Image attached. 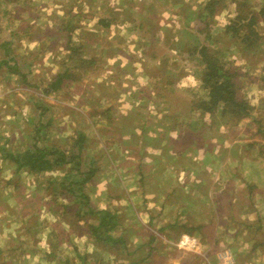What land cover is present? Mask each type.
<instances>
[{"label":"rangeland","instance_id":"obj_1","mask_svg":"<svg viewBox=\"0 0 264 264\" xmlns=\"http://www.w3.org/2000/svg\"><path fill=\"white\" fill-rule=\"evenodd\" d=\"M233 2L0 0V264H264V230L246 229L243 240L240 228L232 231L236 210L264 214V185L257 192L248 172L258 165L264 175V41L252 52L239 37L246 28L226 29ZM256 30L264 36V19ZM199 47L235 75L249 116L234 121L201 111L207 91ZM70 54L81 60L73 64ZM72 67L77 72L62 88L46 90ZM170 132L175 139L167 140ZM80 135L85 165L72 174L74 160L36 175L16 166L27 152L66 151ZM200 160L210 180L199 186L222 192L211 201L216 216L204 207L205 231L193 222L190 202L174 200L168 185L158 194L136 180L154 175L159 163L161 171L186 172ZM89 162L97 171L81 185ZM215 178L218 184L209 182ZM229 182L244 186L234 193ZM79 209L114 214L110 235L124 244L98 246L87 229L96 217L80 220ZM181 225L197 228L189 236ZM184 236L197 247L178 249Z\"/></svg>","mask_w":264,"mask_h":264},{"label":"trees","instance_id":"obj_2","mask_svg":"<svg viewBox=\"0 0 264 264\" xmlns=\"http://www.w3.org/2000/svg\"><path fill=\"white\" fill-rule=\"evenodd\" d=\"M233 4L237 6L236 15L234 18L229 20L226 29L235 32L233 34H237L236 31L240 28H246V31H244L241 36L239 35V37H241L240 39L244 45L249 47L248 50L254 52L258 47V44L260 46L264 41V36H258L256 30V26L263 22L264 6H262L259 10H254L253 8L251 9V7H247V4L244 1L238 2L237 0H234ZM101 22L104 23V25L108 24L106 20ZM196 53L198 54L197 59H199V62L204 66V70L200 78V81L202 82V89L207 91L206 100L199 104L201 111L203 113H213L219 110L222 118L226 117V119L234 121H239L242 118L249 116L251 107L248 106L245 100L237 97L235 90L236 84L234 81L235 75L229 70L224 71L223 67L217 61L216 56L214 55V59L209 56L208 49L206 47H199V49L196 50ZM68 56L69 57H66V60H74L73 64L81 60L80 58H76L74 54L73 56L71 54ZM75 69L76 67H72L59 72L46 90L51 91L62 88L65 84L64 81L75 76V73L77 72ZM262 81L264 82V76ZM82 138H84L83 135H80L77 140L72 142V144L69 143V147L65 149L66 151L46 152L38 150L35 153L27 152L21 157V162L19 164L16 163V166L18 169H26L28 172L36 175L42 170L45 172L46 170L50 171L54 167L59 168L60 165L61 168H63V165L72 163V160H74L75 166L69 168L67 171V173L69 172L72 174L79 168V166L85 165L80 157L83 153ZM94 165L95 164L90 162L87 164V172L84 173V176L86 177L80 182L81 185L91 179V175L96 173L97 166L94 167ZM66 191L68 193V197H71V192L68 189ZM67 208L68 207H65V210ZM67 213V211H64L62 213L63 217L67 216ZM87 215L90 217H96L97 222H94V225H87V229L90 231V238L97 241L96 244L98 246L101 248H110L123 243L122 240L118 238L113 239L110 235V232H113L118 227L114 214H111L108 211L94 212L92 209H87V212H82L79 209L75 212V216L79 217L80 220L87 217ZM181 228L190 236V232L197 227H194L193 225H181ZM71 246L72 248L74 247V245ZM73 250L75 251V249ZM121 251H124V249L122 248ZM49 256H51V254H49ZM88 259L89 257H84L85 261ZM97 263L99 262H95V264Z\"/></svg>","mask_w":264,"mask_h":264},{"label":"crops","instance_id":"obj_3","mask_svg":"<svg viewBox=\"0 0 264 264\" xmlns=\"http://www.w3.org/2000/svg\"><path fill=\"white\" fill-rule=\"evenodd\" d=\"M176 135H177V133L170 132L169 135H167V140L168 139H170V140L175 139ZM172 143H173V145L176 144L173 141H172ZM156 153H159V152L157 151ZM159 164L160 165L158 167H156V169H155V174L152 176L151 175H140L138 178H137V176H130L127 178L129 180H131V179L135 180L134 178H137L136 179L137 181L141 180V182H139L140 184L137 183L138 186L144 185L147 183H152L154 185V189L156 191H159L158 194L163 193L165 186L168 185L170 187V190H171L170 194H172L175 197L174 200H184V201L187 200L190 202V204L193 206V210H192L193 211V214H192L193 222H195L197 224V226L201 229L200 231H205L206 226H204V224L207 223L208 218H207V214H205V212H204V207L206 209H211L212 213H213L212 216H216L217 211L215 210V207H213L211 205V201L222 200V199H220L222 197L219 196V192H221V191L217 186L213 185L211 188H208V187L205 188V187L199 186L201 184V181H200V180H202L201 178H204L206 180H210L203 175L204 173H208L209 165H207L205 162H203V160H200L198 163L197 162L194 163L193 166H191L189 168H197L198 167L199 169L201 168L203 172L201 173V175H197V174L193 175L192 172H189V168H187L186 172H183V171H185V168H186L185 166L184 167L179 166V170L177 169L176 166H169V168H171L173 170V172L171 174H169L168 173L169 168L166 169V166H165V171H161V168H162L161 163H159ZM248 172H249V178H251V180L253 179L254 181H256V179H257L259 181V184L255 186L258 189L257 192L262 190V187L264 185V175L261 172L260 167L258 165H255V170H252L251 168H249ZM180 173H183V176L179 175ZM97 175L98 174H95V176H93V179L96 178ZM209 182H211L212 184L213 183L218 184V179L215 178L214 180H211ZM131 184H133V183H131ZM229 184L234 186V188L230 187V188L234 189V193L237 192L239 188L244 186V184H241L238 186L237 183H235V182H229ZM145 187L146 186L144 185L143 189H145ZM210 189H211V191H210ZM243 192L248 193V190H244ZM257 192H256V194H257ZM213 193H214V196H212ZM244 193H243V195H244ZM168 195H169V193H168ZM236 197H239V196H232V197H229V199L236 198ZM198 201L202 202L201 203L202 204L201 209H198L196 206ZM262 212H263V210H260V209L255 210L251 206H249L247 210H244V212L242 214H240V212L238 210H236L233 214H234V218L236 217L235 220H237V224L233 227L232 231L233 232L235 231L236 226L238 228H240V233H241L240 236H242V240H243V236L246 233V229L264 230V229H261V228H263L262 223L264 221V217H263L264 214ZM208 215H210V214L208 213ZM177 217H178V213H177ZM235 220H234V222H235ZM194 227H196V226H194ZM207 229H208V227H207ZM254 241H255L254 239H250L249 242L254 243ZM255 256H257V252L255 253ZM167 262L165 264H175L174 260H169V262L168 263Z\"/></svg>","mask_w":264,"mask_h":264},{"label":"built area","instance_id":"obj_4","mask_svg":"<svg viewBox=\"0 0 264 264\" xmlns=\"http://www.w3.org/2000/svg\"><path fill=\"white\" fill-rule=\"evenodd\" d=\"M196 243L194 239L184 236L177 240L176 246L178 249H183L188 252L197 247Z\"/></svg>","mask_w":264,"mask_h":264}]
</instances>
